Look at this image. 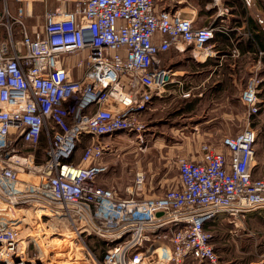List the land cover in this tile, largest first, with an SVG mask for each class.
Listing matches in <instances>:
<instances>
[{"label": "built area", "instance_id": "1", "mask_svg": "<svg viewBox=\"0 0 264 264\" xmlns=\"http://www.w3.org/2000/svg\"><path fill=\"white\" fill-rule=\"evenodd\" d=\"M73 3L47 11L34 35L21 7L7 11L6 22L0 16L8 34L0 35V264H144L146 257L223 264L210 222L264 209V178L252 172L253 127L225 136L222 148L201 142L197 158L180 157L179 185L159 196L141 197L143 170L126 198L97 183L116 153L114 138L143 133L154 96L176 81L161 54L176 46L208 55L217 28L156 0ZM259 82L252 77L241 93L252 114ZM24 129L45 134L43 159L18 147ZM65 229L74 233L71 247L56 242L68 233L54 230ZM88 239L104 244L101 256Z\"/></svg>", "mask_w": 264, "mask_h": 264}, {"label": "crops", "instance_id": "2", "mask_svg": "<svg viewBox=\"0 0 264 264\" xmlns=\"http://www.w3.org/2000/svg\"><path fill=\"white\" fill-rule=\"evenodd\" d=\"M156 1L161 8L178 9L193 18L196 25H212L217 29L208 55L196 54L191 47L176 46L161 54L162 65L174 70L176 81L161 96H154L151 107L146 111L148 125L157 126L161 120L163 124L168 121L169 124L171 120L174 122L168 125L170 133L180 135L181 143L191 141L188 129H194L196 142L214 144L222 142L225 136H233L241 131L236 132L234 129L236 116L240 117L243 129L251 126L257 132L252 172L254 177L264 178V0H194V4L187 0ZM73 5V0H0V16L6 22V12L17 15L21 7L25 26L34 35L43 30L47 11L61 6L72 8ZM223 9L227 10L224 14L221 13ZM0 35L2 38L8 37L4 25H0ZM13 38L18 42L22 39V26L18 22L13 25ZM171 50L176 53L167 55ZM255 76L260 79L257 90L260 109L258 113L252 114L243 102L241 93L249 79ZM186 92L190 94L185 96ZM236 101L243 105L238 113ZM183 119H193V125L182 124ZM110 156L106 159L110 160ZM193 157L197 158L198 154ZM108 163L109 170L98 177V185L114 188L119 198L131 196L134 173L125 175L117 162L110 160ZM157 179L154 182L147 175L141 197L161 195L165 188L160 190V185L166 182L169 186L179 185V171L177 176L169 179L158 174ZM259 214L260 210L243 217L222 215L211 221L208 228L221 223L247 228L248 224L259 218ZM213 244L215 246V242ZM151 258L146 257L144 263L157 264ZM206 263L207 261L195 262L192 259L188 262Z\"/></svg>", "mask_w": 264, "mask_h": 264}, {"label": "rangeland", "instance_id": "3", "mask_svg": "<svg viewBox=\"0 0 264 264\" xmlns=\"http://www.w3.org/2000/svg\"><path fill=\"white\" fill-rule=\"evenodd\" d=\"M187 2L190 4L195 3L194 0H187ZM175 53V51L171 50L167 52V55H174ZM235 107L237 112L242 110L243 105L240 101H236ZM141 120L145 122L146 130L139 134H118V138L114 143L116 153L110 156V160L117 162L125 175H129L131 172L135 175L136 171L143 170L147 173L148 179H153L154 182L158 180V174L164 175L167 179L177 176V160L180 157L195 158L193 156L198 154L200 142H196L194 139V129H188L191 141L181 143L180 135L170 133V126L168 125L174 121L171 122L170 120L169 124V121L163 124L161 120L159 125L152 127L147 123L146 113H144ZM193 122V119H183L182 124L192 123L191 125H193ZM234 129L236 132L243 129L240 117L236 116ZM28 131V129L22 130V141L18 142V147L24 152L33 151V153H36V156L42 158L44 147L47 145L45 134L40 132L37 139L35 135H27ZM214 145L222 147V142H216ZM82 147L83 144H81ZM110 160L108 161L110 162ZM160 186V190H163L175 185L169 186L168 182H166ZM156 191L158 192L159 190L156 189ZM263 218L264 209L260 210L259 218L248 224L247 228L242 229L241 226L236 227L231 223H221L211 227V232L214 234L212 242H215V248L218 249L217 252L222 262H227L226 264H249L252 260L264 259ZM54 231L65 235L61 237H66L68 233V239L70 238L69 236L74 238V233L71 230ZM234 231L237 232V235L233 234ZM49 233L50 236L54 235L53 231ZM94 240L91 239V242H94L95 247L101 253V246L97 240ZM144 264H147V262ZM206 264L211 263L207 262Z\"/></svg>", "mask_w": 264, "mask_h": 264}, {"label": "trees", "instance_id": "4", "mask_svg": "<svg viewBox=\"0 0 264 264\" xmlns=\"http://www.w3.org/2000/svg\"><path fill=\"white\" fill-rule=\"evenodd\" d=\"M45 148V147H44ZM38 160L43 159V157L41 158L40 156H37ZM211 230V229H210ZM95 241V240H94ZM89 245L92 248V250H94L98 256H101V253L98 251V249L95 247L94 242H91V239H88ZM99 245L101 246V252L104 250L103 246L104 244L100 241H98ZM99 252V253H98Z\"/></svg>", "mask_w": 264, "mask_h": 264}, {"label": "bare ground", "instance_id": "5", "mask_svg": "<svg viewBox=\"0 0 264 264\" xmlns=\"http://www.w3.org/2000/svg\"><path fill=\"white\" fill-rule=\"evenodd\" d=\"M59 244H64L66 246H71L73 244L72 239H57L56 241Z\"/></svg>", "mask_w": 264, "mask_h": 264}]
</instances>
